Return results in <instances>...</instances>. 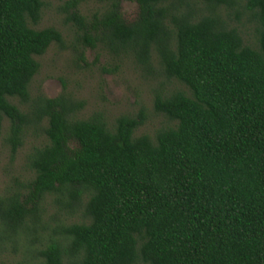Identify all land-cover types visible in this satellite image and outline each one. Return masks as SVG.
Here are the masks:
<instances>
[{
	"label": "trees",
	"instance_id": "16d2710c",
	"mask_svg": "<svg viewBox=\"0 0 264 264\" xmlns=\"http://www.w3.org/2000/svg\"><path fill=\"white\" fill-rule=\"evenodd\" d=\"M84 1L62 4L83 61L101 47L184 89H154L170 124L153 135H136L144 109L109 123L81 117L85 101L66 88L33 94L37 57L64 36L37 27L45 0H0V132L8 121L12 158L45 137L30 175L0 195V238L36 235L51 199L59 220L35 264H264V0L245 1L254 45L230 24L238 0H128L131 22L122 0L90 15Z\"/></svg>",
	"mask_w": 264,
	"mask_h": 264
},
{
	"label": "rangeland",
	"instance_id": "374dc122",
	"mask_svg": "<svg viewBox=\"0 0 264 264\" xmlns=\"http://www.w3.org/2000/svg\"><path fill=\"white\" fill-rule=\"evenodd\" d=\"M66 0H45L42 20L38 28L53 26L64 36V44H53L48 51L37 57L41 64L39 73L33 79L31 92H41L47 97H55L64 88L76 98L85 101L86 106L81 117L101 111L109 123H113L121 114H136L144 109L147 119L140 126L136 135H153L155 131L170 124L163 114L156 113L153 107V91L163 83L169 90L184 89L175 80L166 79L161 73L150 74L132 59L115 57L107 50L84 48L83 61L74 50V26L67 21V13L62 9ZM246 0H238L230 13V24L238 27L245 43L255 44L257 19L246 9ZM104 5L103 0H85L81 5L84 14H92ZM121 11L126 21H133L138 14L136 2L122 0ZM154 67H158L157 58H153ZM8 121L4 122L0 132V195L15 181H24L30 172L26 166V156L32 147L45 141L43 135L30 134L23 146L11 157L10 147L5 142ZM42 216V224L36 235L23 234L15 238H0V264H35L37 250L43 246L49 235L50 227L58 222L56 208L51 199H47ZM60 218H64L60 216ZM57 219V220H56ZM79 217L68 221H78Z\"/></svg>",
	"mask_w": 264,
	"mask_h": 264
}]
</instances>
